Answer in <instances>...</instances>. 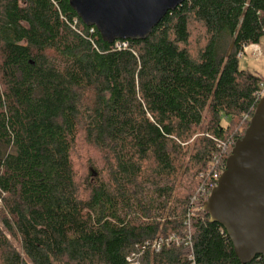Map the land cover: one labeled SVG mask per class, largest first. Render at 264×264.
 I'll return each mask as SVG.
<instances>
[{
    "label": "trees",
    "instance_id": "obj_1",
    "mask_svg": "<svg viewBox=\"0 0 264 264\" xmlns=\"http://www.w3.org/2000/svg\"><path fill=\"white\" fill-rule=\"evenodd\" d=\"M76 19L0 0V264H242L203 208L264 97L238 67L264 0H186L119 49Z\"/></svg>",
    "mask_w": 264,
    "mask_h": 264
},
{
    "label": "water",
    "instance_id": "obj_2",
    "mask_svg": "<svg viewBox=\"0 0 264 264\" xmlns=\"http://www.w3.org/2000/svg\"><path fill=\"white\" fill-rule=\"evenodd\" d=\"M186 0H68L86 27L109 45L142 41L162 19ZM204 211L223 228L234 255L247 264H264V97L243 138L236 142L225 170L211 191Z\"/></svg>",
    "mask_w": 264,
    "mask_h": 264
},
{
    "label": "rangeland",
    "instance_id": "obj_3",
    "mask_svg": "<svg viewBox=\"0 0 264 264\" xmlns=\"http://www.w3.org/2000/svg\"><path fill=\"white\" fill-rule=\"evenodd\" d=\"M200 35L201 31H198L195 27H192L189 50L193 56L196 54L199 48V41H202V37ZM258 47L262 52V56L259 59L253 57L252 54H250L249 49L247 54L238 59V67L240 70L258 76L264 84V38L261 39ZM93 161H98L99 166L101 165L98 155L84 144V142L82 141V136H80L79 142L73 152V164L75 168L76 179L81 188L85 180H92L89 170L90 168H92L91 166L93 164Z\"/></svg>",
    "mask_w": 264,
    "mask_h": 264
},
{
    "label": "built area",
    "instance_id": "obj_4",
    "mask_svg": "<svg viewBox=\"0 0 264 264\" xmlns=\"http://www.w3.org/2000/svg\"><path fill=\"white\" fill-rule=\"evenodd\" d=\"M77 21H78V19H76L74 23H77ZM93 31H94V28H90V33H92ZM125 46H126V44L124 42H121V41H118L115 44V47L118 49L124 48ZM249 49H250V54H252L253 57L259 59L262 56V52L259 49L258 45H249V46L243 47L242 52L238 55V58L243 57L245 54H247ZM260 98L262 99L263 95H261Z\"/></svg>",
    "mask_w": 264,
    "mask_h": 264
}]
</instances>
